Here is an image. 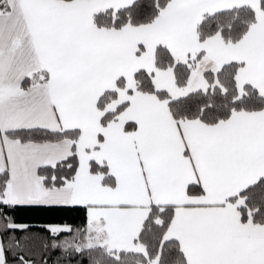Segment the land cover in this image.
I'll return each mask as SVG.
<instances>
[{"label": "snow or ice", "instance_id": "snow-or-ice-1", "mask_svg": "<svg viewBox=\"0 0 264 264\" xmlns=\"http://www.w3.org/2000/svg\"><path fill=\"white\" fill-rule=\"evenodd\" d=\"M57 250L264 264V0H0V264Z\"/></svg>", "mask_w": 264, "mask_h": 264}, {"label": "trees", "instance_id": "trees-1", "mask_svg": "<svg viewBox=\"0 0 264 264\" xmlns=\"http://www.w3.org/2000/svg\"><path fill=\"white\" fill-rule=\"evenodd\" d=\"M10 215L14 218L16 223L30 225L31 233H40L41 235H47V233L41 230L42 225L67 223L73 226H80L84 222L82 213L58 208L20 206L10 212ZM22 235H24V233L19 231L16 232L17 237ZM6 236L7 234H5V237ZM59 255L60 252L57 250L51 253L43 252L33 258L36 259V264H40L41 256L47 258L48 264H55L56 258ZM8 260L9 264H11V253L8 254ZM64 264H67V262H64ZM73 264H75V261H73ZM84 264H87V261H85Z\"/></svg>", "mask_w": 264, "mask_h": 264}]
</instances>
